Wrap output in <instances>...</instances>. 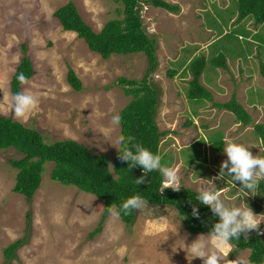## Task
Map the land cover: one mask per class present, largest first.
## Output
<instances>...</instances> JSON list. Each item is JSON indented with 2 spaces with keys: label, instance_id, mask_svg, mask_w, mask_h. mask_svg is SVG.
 <instances>
[{
  "label": "rangeland",
  "instance_id": "obj_1",
  "mask_svg": "<svg viewBox=\"0 0 264 264\" xmlns=\"http://www.w3.org/2000/svg\"><path fill=\"white\" fill-rule=\"evenodd\" d=\"M67 1L0 0V115L37 130L46 143L70 139L92 154H105L111 167L117 149L112 144L120 137L117 114L129 100L117 79L140 78L146 59L142 53L112 54L102 59L89 50L74 32L62 30L52 14ZM70 1L94 32L116 17L115 8L119 7L118 0ZM166 1L175 3L177 11L150 5H143L140 11L145 31L155 38L157 66L149 79L159 94L155 122L165 131L159 142L160 156L169 161L167 168L177 171L181 187L198 192L210 185L213 190L217 188L226 205L248 207L255 191L242 189L230 176L223 180L214 177L227 159L223 151L227 139L264 157V146L253 129L254 124L264 123V80L258 68V61L264 62V25L253 26L251 20L234 22L235 4L229 0ZM239 27L246 31L241 44L236 43ZM220 30L230 34L210 49L227 54V68L211 72L206 63L199 81L215 102H225L233 93L250 116L247 125L209 101L187 100L190 75L181 74V68L172 76L166 75L167 69L176 67L171 64L174 61L207 55V45L218 39L213 38ZM187 48L189 51H184ZM22 54L30 60L33 73L19 92L34 94L38 106L20 119L8 101L13 96L10 78ZM68 67L81 83L78 91L66 81ZM217 132L224 143L219 153L209 142ZM195 142L199 145L189 147ZM198 149L205 162L197 166L187 163ZM20 156L12 147L0 149V264H189L183 239L190 244L200 234L186 233L172 207L146 204L143 210L135 211L133 222L127 226L111 207L100 232L90 237L102 211V200L51 180L50 162L45 163L40 185L30 200L12 192L16 170L8 161ZM257 215L264 220V213ZM259 229L264 239V222ZM19 238L22 241L12 257L5 258L2 249ZM232 249L229 244L223 264L246 261L247 249L230 255ZM191 264H202V260L195 258Z\"/></svg>",
  "mask_w": 264,
  "mask_h": 264
},
{
  "label": "trees",
  "instance_id": "obj_2",
  "mask_svg": "<svg viewBox=\"0 0 264 264\" xmlns=\"http://www.w3.org/2000/svg\"><path fill=\"white\" fill-rule=\"evenodd\" d=\"M118 2L119 7L115 8L116 17L105 21L98 32H94L81 19L70 0L58 7L52 14L58 20L62 30L74 32L78 38L85 42L89 50L97 53L102 59H107L112 54L142 53L145 56L146 67L140 78L118 77L117 79L122 92L129 97L127 103L119 109L117 114L119 134L125 140L130 136L134 137L135 143L141 144L160 157L161 167H167L169 161L160 156L159 151V142L165 131L159 130L155 122L158 89L149 79L157 66L155 38L145 31L140 11L143 5L162 8L169 12L177 11L178 6L166 0H118ZM232 3L235 4L236 10L234 22L251 20L253 26L264 25V0H229V4ZM245 32V27H239L236 43L243 42L242 35ZM221 33V30L218 31L216 35L218 39L207 45L209 51L207 55L194 54L189 60L184 58L174 61L171 64L176 67L167 69L166 75L172 76L178 68H181V74L190 75L185 90L187 100L192 103L209 101L212 106L230 112L234 120L240 122L241 125H247L251 122L250 116L235 100L233 93L227 101L215 102L212 100L209 90L199 81L201 73L207 67L206 63L208 66L210 65L211 72H215L216 68L224 70L227 68V54L222 53L221 49L217 51L210 49L213 43L230 34L228 32ZM247 43L250 45L249 41ZM229 45H231V41ZM186 50L189 51L188 48L184 49V51ZM258 63L259 73L264 80V62L258 61ZM21 73L27 79L33 73L31 62L25 54H22L10 78L9 88L13 96L19 93L22 83L18 80V76ZM66 81L72 90L81 89L79 79L69 67L66 71ZM253 129L264 146V123L254 124ZM209 142L218 153L223 149L224 143L220 133L217 132L215 136L209 137ZM198 145L199 142H195L189 147ZM8 147H12L21 155L19 158H12L8 161L9 165L16 170L12 192L30 200L40 185L45 163L50 162L52 167L48 176L51 180L63 186H73L102 200V211L97 225L89 233L90 237L100 232L103 219L111 207H114L122 224L125 226L131 224L135 218V211L126 215L121 210V206L127 198L133 195L141 196L147 205L172 207L180 219L182 229L190 235L208 234L214 224L218 222L219 217L214 215L208 206L197 201L198 192L187 187H181L179 191L170 187L166 188V185H163V174L159 170L148 172L144 183L136 184V178L143 174L142 167H128L127 162L119 159L118 149L113 155L110 167L105 154H92L84 145L70 139L46 143L37 130L26 127L9 116L0 115V149ZM201 162H205V157L201 156L198 149L195 158H189L187 163H195L197 166ZM236 183L240 186L239 182ZM253 191H255L253 200L248 203V206L254 213L262 214L264 213V179L259 180ZM194 205L199 211L198 218L192 215ZM21 241L22 238H19L6 245L2 249L4 257H12ZM229 244L233 247L230 255L235 251L247 249L246 261L248 264H264V239L257 232L251 231L247 238L242 234L239 239L234 238Z\"/></svg>",
  "mask_w": 264,
  "mask_h": 264
},
{
  "label": "clouds",
  "instance_id": "obj_3",
  "mask_svg": "<svg viewBox=\"0 0 264 264\" xmlns=\"http://www.w3.org/2000/svg\"><path fill=\"white\" fill-rule=\"evenodd\" d=\"M18 80L22 84L27 82L23 73L18 76ZM5 99L8 100L7 97ZM8 103L15 116L23 119L38 106V98L29 92H19L12 96ZM112 145L118 149L119 159L127 162L128 167H142L143 174L136 178V184H143L148 172L159 170L165 177L166 188L180 190L181 185L177 171L161 167L160 157L141 144L135 143L134 137L130 136L125 140L123 136H120ZM223 151L226 153L227 159L221 163L219 173L214 179L223 180L225 176H230L233 183L239 182L242 189H255L259 180L264 179V157L254 155L247 146L232 139L225 141ZM211 182L213 183L212 180ZM196 199L208 206L219 219L207 235L203 233L198 235L190 244H186L183 239V249L189 264L195 258H200L202 264H223L227 256L226 249L232 239H239L242 234L247 238L253 230L260 234L259 225L264 220L258 218V215L254 214L249 206L226 205L221 199V193L213 190L210 185L200 188ZM145 205L146 201L141 196L133 195L122 203L121 210L127 215L132 211L143 210ZM192 215L197 218L199 216L198 208L195 205ZM233 264H241V262L236 261ZM242 264H248V262L243 261Z\"/></svg>",
  "mask_w": 264,
  "mask_h": 264
},
{
  "label": "crops",
  "instance_id": "obj_4",
  "mask_svg": "<svg viewBox=\"0 0 264 264\" xmlns=\"http://www.w3.org/2000/svg\"><path fill=\"white\" fill-rule=\"evenodd\" d=\"M215 38H216V37H214L213 39H215ZM213 39H212V40H213Z\"/></svg>",
  "mask_w": 264,
  "mask_h": 264
}]
</instances>
